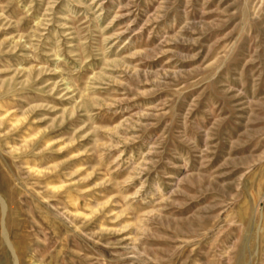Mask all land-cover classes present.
<instances>
[{"label": "rangeland", "instance_id": "1", "mask_svg": "<svg viewBox=\"0 0 264 264\" xmlns=\"http://www.w3.org/2000/svg\"><path fill=\"white\" fill-rule=\"evenodd\" d=\"M0 264H264V0H0Z\"/></svg>", "mask_w": 264, "mask_h": 264}]
</instances>
